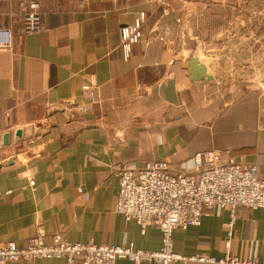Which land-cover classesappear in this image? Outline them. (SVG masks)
I'll return each mask as SVG.
<instances>
[{
  "label": "crops",
  "instance_id": "1",
  "mask_svg": "<svg viewBox=\"0 0 264 264\" xmlns=\"http://www.w3.org/2000/svg\"><path fill=\"white\" fill-rule=\"evenodd\" d=\"M26 1L0 0V27L13 32L12 46L0 48V242L22 244L41 233L51 243L61 234L72 242L159 250L157 226L143 230L115 212L119 169L129 163L166 160L194 171L193 156L215 148L224 158L257 164L264 179V83L221 86L234 75L228 56L218 62L222 79L207 87L190 79L179 56V34L210 32L206 47L241 50L238 62L248 74L252 66L264 73V0H35L41 26L28 33L21 30ZM139 11L148 23L125 60L120 27ZM152 26L164 40L148 41ZM232 29L243 39L217 40ZM85 85L94 86V98L85 95ZM72 101L87 112L77 113ZM16 129H23L22 138ZM5 133L11 136L4 145ZM231 220L217 206L200 225L177 227L174 251L254 254L264 263V208L239 207L232 227ZM116 264L134 263L121 258Z\"/></svg>",
  "mask_w": 264,
  "mask_h": 264
},
{
  "label": "built area",
  "instance_id": "2",
  "mask_svg": "<svg viewBox=\"0 0 264 264\" xmlns=\"http://www.w3.org/2000/svg\"><path fill=\"white\" fill-rule=\"evenodd\" d=\"M148 23L145 11L136 13L134 21L120 27V45L128 60L134 45L143 36ZM23 32H33L41 26L39 3L26 1L22 13ZM164 40L157 27L148 32V41ZM13 43V32L0 27V48ZM88 98L95 97L93 85L83 87ZM78 107L87 112V107ZM194 171L175 169L170 162L150 160L138 167L133 163L119 169V192L115 212L126 221L134 220L145 230L157 226L162 232V247L151 251L137 248L133 243L110 245L72 242L61 234H54L48 243L41 233L32 235L22 244L0 242V264L8 261L36 258H64L66 264H116L124 258L134 264L145 261L167 264L177 260H193L210 264H264L256 255L237 256L226 252L223 256L195 255L185 257L174 251L173 232L177 227L198 226L203 216L219 206L231 214L230 227L239 207L264 208V179L257 164L224 158L219 149L198 152L193 156ZM32 184L35 183L31 180Z\"/></svg>",
  "mask_w": 264,
  "mask_h": 264
},
{
  "label": "water",
  "instance_id": "3",
  "mask_svg": "<svg viewBox=\"0 0 264 264\" xmlns=\"http://www.w3.org/2000/svg\"><path fill=\"white\" fill-rule=\"evenodd\" d=\"M254 19L255 18H252L253 21ZM255 37L256 36L253 35L251 36V38L248 39L254 41ZM179 38H180L179 45L181 47V54L179 56L181 61L183 62L184 68L188 70L190 79L193 82L203 84L207 87L214 85L216 86L218 83L217 80L222 79V75L224 73L223 70L224 66L222 64L218 65V62L219 60L220 61L224 59L228 60V56H231V61H233V63L231 65L230 73H234V75L229 81L220 80L219 84L221 86L225 85L226 89L228 90L230 86L238 85L241 83H246L253 87H258L263 85L264 73L260 74L257 68L259 66H252L251 67L252 74L249 75L248 74L249 68H247L246 65L239 64L238 60L241 59L239 52L241 50H236V49L225 50V53L222 54V52L219 53L218 50L211 49V56L209 57V59H204V57H202L201 55L193 53V51L188 47L189 45L187 40V34L184 33L179 34ZM195 38L197 42V47H199L197 41L198 36H196ZM219 39L232 40V41L242 40L243 34L241 32L238 33L237 31L232 29V32H227L225 35L217 38V40ZM200 47H201V43H200ZM226 74L229 75L228 71H226ZM71 103L75 106L76 108L75 111L77 113L80 114L86 113L85 111H83L78 107L77 101H72ZM14 134L19 138H22L24 135L23 129L14 130ZM10 136H11L10 133L4 134L3 142H2L4 145L10 143ZM2 166L3 164H0V167Z\"/></svg>",
  "mask_w": 264,
  "mask_h": 264
},
{
  "label": "rangeland",
  "instance_id": "4",
  "mask_svg": "<svg viewBox=\"0 0 264 264\" xmlns=\"http://www.w3.org/2000/svg\"><path fill=\"white\" fill-rule=\"evenodd\" d=\"M195 37H196V34H187V40H188V45H189L188 47L193 51V53L201 55L202 57H204V59H209V57L211 56V48L206 47V46L207 44H210L212 41V33L207 32V33L198 35L197 41H198L199 47L201 43L200 48L197 47V42H196Z\"/></svg>",
  "mask_w": 264,
  "mask_h": 264
}]
</instances>
